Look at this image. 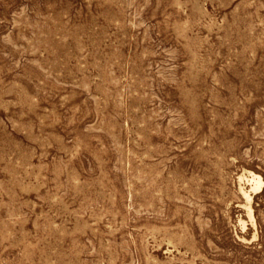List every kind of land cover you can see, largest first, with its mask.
<instances>
[{"label": "rangeland", "instance_id": "374dc122", "mask_svg": "<svg viewBox=\"0 0 264 264\" xmlns=\"http://www.w3.org/2000/svg\"><path fill=\"white\" fill-rule=\"evenodd\" d=\"M0 264H264V0H0Z\"/></svg>", "mask_w": 264, "mask_h": 264}, {"label": "bare ground", "instance_id": "6f19581e", "mask_svg": "<svg viewBox=\"0 0 264 264\" xmlns=\"http://www.w3.org/2000/svg\"><path fill=\"white\" fill-rule=\"evenodd\" d=\"M255 178L257 179V181H256V184L254 185V189H258V188H260L261 187V185H262V180H261V178L260 177H258V176H256V175H254V177H253V180H255ZM244 192H245V194L247 195V197L249 198V199H251V194L250 193H248L247 191H245L244 190ZM249 201V200H248ZM250 206V205H249ZM248 206V207H249ZM250 208V207H249ZM252 211V210H251ZM252 214V213H251Z\"/></svg>", "mask_w": 264, "mask_h": 264}]
</instances>
